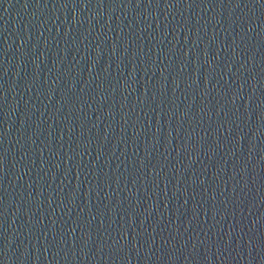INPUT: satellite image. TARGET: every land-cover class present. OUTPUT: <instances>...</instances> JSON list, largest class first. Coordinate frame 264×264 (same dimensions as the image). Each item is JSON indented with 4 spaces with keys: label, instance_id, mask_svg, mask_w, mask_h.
Segmentation results:
<instances>
[{
    "label": "water",
    "instance_id": "water-1",
    "mask_svg": "<svg viewBox=\"0 0 264 264\" xmlns=\"http://www.w3.org/2000/svg\"><path fill=\"white\" fill-rule=\"evenodd\" d=\"M0 264H264V0H0Z\"/></svg>",
    "mask_w": 264,
    "mask_h": 264
}]
</instances>
